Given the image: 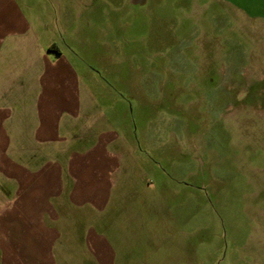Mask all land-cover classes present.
I'll use <instances>...</instances> for the list:
<instances>
[{
    "label": "rangeland",
    "instance_id": "374dc122",
    "mask_svg": "<svg viewBox=\"0 0 264 264\" xmlns=\"http://www.w3.org/2000/svg\"><path fill=\"white\" fill-rule=\"evenodd\" d=\"M101 9L97 41L109 45L93 51L124 65L87 64L95 102L104 115L124 104L114 126L128 122L139 149L126 196L145 200L146 261L264 264V0H151L114 17ZM112 70L143 99L121 92Z\"/></svg>",
    "mask_w": 264,
    "mask_h": 264
},
{
    "label": "crops",
    "instance_id": "0c3cea01",
    "mask_svg": "<svg viewBox=\"0 0 264 264\" xmlns=\"http://www.w3.org/2000/svg\"><path fill=\"white\" fill-rule=\"evenodd\" d=\"M149 1L0 0V264H157L137 239L145 200L126 196L141 163L130 124L114 126L126 107L103 114L87 64L124 65L93 51L109 45L97 41L98 11L114 17ZM113 74L121 92L143 99Z\"/></svg>",
    "mask_w": 264,
    "mask_h": 264
}]
</instances>
